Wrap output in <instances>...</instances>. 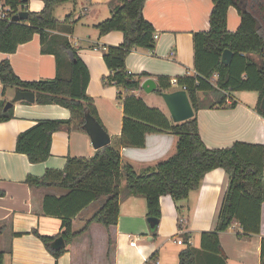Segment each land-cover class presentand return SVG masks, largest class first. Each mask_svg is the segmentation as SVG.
<instances>
[{
  "label": "crops",
  "instance_id": "0c3cea01",
  "mask_svg": "<svg viewBox=\"0 0 264 264\" xmlns=\"http://www.w3.org/2000/svg\"><path fill=\"white\" fill-rule=\"evenodd\" d=\"M44 0H28L27 12H39ZM110 0H74L57 5L54 18L63 22L59 30L48 31L44 43L36 33L31 40L20 44L15 52H0V62L8 60L14 73L22 80H51L69 76V60L62 53V42H68L89 71L87 94L94 100L101 124L110 140L119 136L122 130L123 110L117 98V88L104 85L102 77L108 75L100 47L119 45L123 36L120 31L99 35L90 30L80 34L79 27L94 26L107 18ZM81 4L76 12V5ZM212 0H145L143 16L154 27L158 37L154 39L152 52L133 48L125 59L126 68L135 74L148 73L156 82L157 77L179 78L193 75L194 50L192 33L208 30ZM62 9L61 13L57 11ZM61 11V10H60ZM239 15L234 7L227 11V28L235 31ZM93 27V28H94ZM95 29V28H94ZM82 32V31H81ZM251 57L256 58L254 55ZM60 61V62H59ZM181 88V87H180ZM177 89V88H176ZM168 89L166 91H172ZM0 83V99L2 97ZM14 90H7L11 99ZM256 93V94H255ZM149 106L161 109L169 116L160 94L135 92ZM259 94H229L227 102L235 101L233 107L200 108L196 111L200 136L209 148H223L235 141L256 143L264 146V117L257 111ZM163 102L162 103L160 102ZM68 109L57 104L15 102L13 117L0 122V264H154L178 263L176 242L187 233L190 245L197 250V258L205 264V252L201 251V233L215 227L218 209L228 185V175L221 168L207 172L198 189L177 202L169 195L160 197L161 216L158 220V234L152 236L147 222L146 202L142 195L126 192L125 180L119 183V215L116 224L108 228L92 222L82 233L65 244L64 251L55 257L42 241L32 233L54 236L60 232V219L43 212L46 195L59 196L64 193L58 187L30 186L27 176L41 177L46 169L63 168L67 157H90L94 154L90 138L85 131L73 124L69 130L52 134L50 156L43 162L31 163L23 153L15 151L18 133L28 129L39 119H67ZM111 142V141H110ZM176 137L168 132H154L145 136L142 147H120L121 162L130 164L141 174L154 167L175 151ZM108 196H101L81 209L72 219V231H79L99 209ZM182 218L183 221L179 222ZM181 223L180 228L178 224ZM241 228L235 222L219 234L220 247L225 255V264H260V245L264 238V202L260 212L259 233L238 236ZM142 234L145 237H142ZM178 235V236H177ZM138 237L130 245L132 237ZM110 238V243H109ZM168 242H171L169 247ZM183 244V243H181ZM166 248L164 255L161 249ZM175 253V254H174ZM171 255V256H170ZM170 256V257H168ZM157 261V263H156Z\"/></svg>",
  "mask_w": 264,
  "mask_h": 264
},
{
  "label": "trees",
  "instance_id": "16d2710c",
  "mask_svg": "<svg viewBox=\"0 0 264 264\" xmlns=\"http://www.w3.org/2000/svg\"><path fill=\"white\" fill-rule=\"evenodd\" d=\"M2 1L10 7L11 18L26 10L28 2ZM69 1L74 0H44L43 8L39 12H28L26 20L0 19V52H15L20 44L31 40L36 33L43 44L48 31L59 30L61 24L70 19L71 14H68L63 22H59L53 13L57 5ZM144 3L145 0H110V15L95 25L99 35L120 31L123 36L119 45L100 47L102 59L109 70L101 81L104 85L117 88V98L122 105L121 133L112 137L109 144L95 149L90 157H67L61 169H46L41 177H26L25 181L30 186H54L64 191L59 196L46 195L43 199V212L60 219V232L54 236L41 235L36 230L32 233L57 257L64 248L56 250L51 247L56 237L62 236L68 244L92 222L101 223L106 228L116 224L121 178L125 180L126 192L145 198L146 216L159 220L161 196L169 195L175 202L182 200L190 191L199 188L207 172L221 168L228 175V185L218 209L215 227L201 233L200 248L206 254L205 264H225L226 258L219 243L221 232L237 222L241 234L259 233L264 202V146L235 141L228 147L209 148L200 136L195 113L204 107H233L235 101L227 102L229 92L247 90L258 92L256 109L264 117V109H260L264 96V0H212L208 30L192 33L195 73L176 78L179 88L185 86L194 111L193 117L178 123L135 94L141 90L142 79L150 75L146 72L132 73L125 65V59L133 48L152 52L155 47V29L143 16ZM229 7H234L240 18L235 31L227 28ZM61 47L69 60L67 78L57 76L51 80L25 81L14 73L8 60L0 62V122L13 117V107L4 110L9 100L7 90L32 91L34 103L57 104L70 112L67 119H39L18 133L15 151L25 154L31 163L43 162L50 156L54 132L69 130L72 124L84 131L82 125L86 113L101 124L94 100L87 94V66L68 42H62ZM226 49L231 51V57L224 64L221 55ZM157 82L158 87L154 90L157 94L171 87L167 76H158ZM203 92L212 93L217 99L203 105L198 98ZM18 102L33 103L26 100ZM154 132L173 134L176 137L175 151L139 174L130 164L121 162L120 147H142L145 136ZM103 195L108 196L103 205L93 212L79 231L73 232L72 219L75 215ZM156 230L157 225L151 228L154 237ZM241 234L238 236L242 237ZM182 238L185 246L178 252V264H201L197 250L188 241V234L183 233ZM260 257V264H264V238L261 239ZM151 261L153 263L155 259L151 258Z\"/></svg>",
  "mask_w": 264,
  "mask_h": 264
},
{
  "label": "water",
  "instance_id": "95a60500",
  "mask_svg": "<svg viewBox=\"0 0 264 264\" xmlns=\"http://www.w3.org/2000/svg\"><path fill=\"white\" fill-rule=\"evenodd\" d=\"M28 17L27 10L19 11L12 16L13 21L26 20ZM231 57V51L224 50L221 55V62L227 64ZM156 82L152 78H146L141 83V89L146 92H152L156 89ZM163 99L171 120L175 123L187 120L194 115L193 108L189 101L188 95L183 89H175L172 91H163L160 94ZM20 100H26L28 102H34V93L32 91L14 90L13 96L9 99L5 105L4 110L13 107L15 102ZM260 109H264V96L260 101ZM83 130L90 138L91 144L94 149H99L110 143V136L103 126L89 113L85 114L84 123L82 125ZM147 222L150 228H154L158 224V219L147 217ZM65 241L62 236L56 237L51 247L53 249H60L65 247Z\"/></svg>",
  "mask_w": 264,
  "mask_h": 264
},
{
  "label": "rangeland",
  "instance_id": "374dc122",
  "mask_svg": "<svg viewBox=\"0 0 264 264\" xmlns=\"http://www.w3.org/2000/svg\"><path fill=\"white\" fill-rule=\"evenodd\" d=\"M81 6V4L78 2V5H76V12L78 11V9H79V7ZM61 10V11H60ZM58 13H61L62 12V9H60L59 8V10L57 11ZM94 27V26H93ZM92 26H90V25H87L86 23L84 24V26H80L79 27V31H80V34L81 35H83V31H86V30H90L91 32H93V33H96V28L94 29ZM82 31V32H81ZM169 89H174V87L173 86H171ZM176 89V88H175ZM252 92H256V91H247V90H240V91H230L229 92V94H231L232 96H237V97H240L242 94H251ZM256 94V93H255ZM198 98H199V101L203 104V105H206V104H208V103H210V102H212V101H215L217 98L214 96V95H212V93H209V92H203V93H201V94H199V96H198ZM161 103H162V105H163V102L162 101H160ZM158 227V226H157ZM156 234H158V229L156 230ZM178 236V235H177ZM142 237L144 238L145 237V235H143L142 234ZM167 243L169 244V245H166L165 247H169V248H171V246H170V244H171V242H168L167 241ZM185 246V244L183 243V244H180V245H175L174 247L177 249L176 251H178V250H180V249H182L183 247ZM164 251L166 252L167 250H166V248H163V249H161V255H164L165 253H164ZM175 254V253H174ZM171 256V255H170ZM170 256H168V257H170ZM148 264H154V263H152V261L150 262V263H148ZM166 264H171V262H170V260L167 258V260H166ZM174 264H175V262H174ZM176 264H178V263H176Z\"/></svg>",
  "mask_w": 264,
  "mask_h": 264
},
{
  "label": "built area",
  "instance_id": "2783aa9c",
  "mask_svg": "<svg viewBox=\"0 0 264 264\" xmlns=\"http://www.w3.org/2000/svg\"><path fill=\"white\" fill-rule=\"evenodd\" d=\"M9 12H10V7L7 6V5H5V4L3 3V1L0 0V19H6V20L11 21L12 18L9 16ZM157 37H158L157 34H154V35H153V38H154V39H157ZM170 84H171V86H173V87H175V88H179V87H178V83H177V79H176V78H171V79H170ZM179 89H183V90H185V86H182V87L179 88ZM182 221H183V219L180 218V219H179V222H182ZM137 240H138V237H137V236H136V237H135V236L132 237L131 240H130V245H135V244L137 243ZM176 242H177L178 244H181V243H182V240H181V239H177ZM156 263H157V261H156Z\"/></svg>",
  "mask_w": 264,
  "mask_h": 264
}]
</instances>
